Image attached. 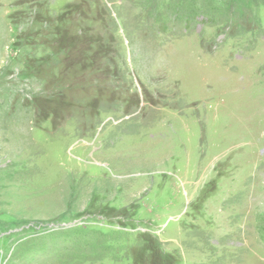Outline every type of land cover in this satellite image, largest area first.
Here are the masks:
<instances>
[{
	"label": "rangeland",
	"instance_id": "374dc122",
	"mask_svg": "<svg viewBox=\"0 0 264 264\" xmlns=\"http://www.w3.org/2000/svg\"><path fill=\"white\" fill-rule=\"evenodd\" d=\"M0 264H264V0H0Z\"/></svg>",
	"mask_w": 264,
	"mask_h": 264
}]
</instances>
